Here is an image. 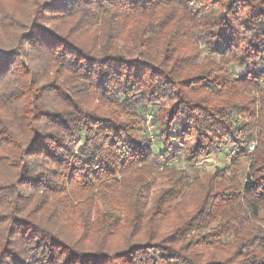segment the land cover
Here are the masks:
<instances>
[{
    "label": "trees",
    "instance_id": "16d2710c",
    "mask_svg": "<svg viewBox=\"0 0 264 264\" xmlns=\"http://www.w3.org/2000/svg\"><path fill=\"white\" fill-rule=\"evenodd\" d=\"M0 264H264V0H0Z\"/></svg>",
    "mask_w": 264,
    "mask_h": 264
},
{
    "label": "rangeland",
    "instance_id": "374dc122",
    "mask_svg": "<svg viewBox=\"0 0 264 264\" xmlns=\"http://www.w3.org/2000/svg\"><path fill=\"white\" fill-rule=\"evenodd\" d=\"M243 70L242 67H235L233 69V74L234 76L239 74ZM151 115L147 114L145 116L144 122H143V132L144 133H139V136L143 137V134H148L150 138L153 139V130L154 126L151 124ZM251 146L250 148H252ZM231 151L229 146H224L221 147V150L214 152L212 155L209 157L201 160L193 169H190V167L183 161L179 160L178 161V166L181 168H185L188 170L190 174L196 173L198 175H205V174H211L216 166H223L224 163L231 157ZM241 175H243L246 171V162L243 160L241 162Z\"/></svg>",
    "mask_w": 264,
    "mask_h": 264
},
{
    "label": "built area",
    "instance_id": "2783aa9c",
    "mask_svg": "<svg viewBox=\"0 0 264 264\" xmlns=\"http://www.w3.org/2000/svg\"><path fill=\"white\" fill-rule=\"evenodd\" d=\"M251 149V148H250Z\"/></svg>",
    "mask_w": 264,
    "mask_h": 264
}]
</instances>
